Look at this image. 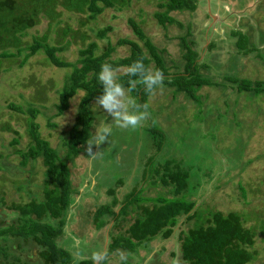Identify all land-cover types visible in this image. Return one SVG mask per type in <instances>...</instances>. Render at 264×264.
Instances as JSON below:
<instances>
[{
  "label": "rangeland",
  "instance_id": "obj_1",
  "mask_svg": "<svg viewBox=\"0 0 264 264\" xmlns=\"http://www.w3.org/2000/svg\"><path fill=\"white\" fill-rule=\"evenodd\" d=\"M194 2L195 8L191 11L170 12L173 21L164 25L153 18L157 10L154 0H118L92 19L86 13L70 12L55 3L54 10L59 14L54 20L49 22L40 14L35 25L18 34L20 40L28 44L32 36L46 33L47 42L54 44L51 46L55 55L67 61L74 60L78 49L87 44L94 45L95 53L109 44L113 47L109 59L115 60L128 53L126 45L116 44L118 39L137 40L127 22L131 18L139 23L144 35L159 50L169 72L182 69L184 48L180 37H183L188 47L198 53L197 61L201 60L204 65L199 72L210 77L216 85L201 86L196 92L197 101L173 87L157 89L147 98L150 118L135 130L117 127L112 117L93 101L89 135L76 154L66 157L63 143L74 121L80 93L70 99L61 114H55L54 103L69 69L48 63L42 50L27 57L22 65L17 63L24 52L11 61L2 59L0 125L7 122L20 136L16 144L10 145L12 132L0 127L3 157L0 156V227L16 223L20 213L16 205L30 200L44 201V166L40 156L21 162L20 152L25 151L30 142L24 124L26 113L8 107L13 103L24 109L27 101L39 105L34 118L39 134L69 169L73 193L58 240L70 253L69 264L91 259L93 251L106 252L112 237L128 235L129 225L140 214L139 207L154 205L151 199L155 196L194 201L191 213L197 210L199 218L207 210L248 213L246 224L256 227L253 214L264 217V94L236 92L226 78L264 80V0ZM66 24L84 32L86 37L62 40L58 29ZM102 29L106 30L105 34L97 35ZM55 32L58 33L55 35ZM240 36L246 40L241 50L235 44ZM59 38L60 42H55ZM152 65L150 60L148 67ZM147 121H152L164 134L163 145L156 154L144 131ZM105 124L112 128L108 142L98 149L93 146L96 154L88 155L87 142L92 141L95 131ZM169 158L189 168L186 187L178 193L150 178L152 168ZM133 189H141V200L130 204L126 213L116 219L103 214L99 218L102 224L96 226L97 207L110 205L114 199L121 202ZM112 208L117 211L119 206L114 204ZM186 215L180 212L176 216V224L168 237L158 234L134 251L118 247L106 252L105 263L187 264L181 258V237L194 224L195 218ZM43 218L54 224L58 219L48 213ZM261 237L256 229V257L247 264H264ZM3 244L7 246L8 259L16 256L29 264H42L40 247L30 239L5 237L0 239V245ZM120 253L124 254V260Z\"/></svg>",
  "mask_w": 264,
  "mask_h": 264
},
{
  "label": "trees",
  "instance_id": "obj_2",
  "mask_svg": "<svg viewBox=\"0 0 264 264\" xmlns=\"http://www.w3.org/2000/svg\"><path fill=\"white\" fill-rule=\"evenodd\" d=\"M117 1L23 0L18 3L16 0H0V62L2 59L13 60L24 52L17 63L22 65L27 57L42 50L48 63L69 69L65 72L64 80L57 91V100L54 103L55 114H61L65 111L70 99L80 93L75 106L74 121L68 128L67 137L63 143L66 147V157L76 154L77 148L86 141L89 135L91 104L102 93V86L97 79V74L103 62H108L113 67L120 69L118 79L124 84L126 90L131 88L128 81L133 79L125 74L126 69L140 57L144 58L143 62L147 67L151 60L152 69H159L163 72L165 77L163 86L173 87L194 101L198 100L196 92L201 86L215 84L210 77L199 72V68L204 65L201 60L197 61L198 53L188 47L183 37H180V44L184 48L182 69L169 72L163 65L159 50L144 35L139 23L131 18H128L127 22L141 43L132 39H118L116 44L126 45L128 53L115 60L109 59L113 49L109 44L100 53H95L92 50L93 44H87L78 49L74 60L67 61L55 55L54 48L51 46L54 44L47 42L46 33L32 36V40L28 44H24L18 35L23 30L35 25L40 14L45 16L49 22L54 20L59 14L58 11L54 10L55 3L70 12L86 13V16L92 19L100 14L104 7H113ZM154 1L157 10L153 12V18L161 25L173 21L170 12L191 11L195 8L194 0ZM83 23L80 21V24ZM58 32L61 39L66 41L74 40L76 36L81 40L86 37L84 32L79 29H72L67 24L60 27ZM58 32H55V35ZM105 32L106 30L102 29L97 32V35L103 36ZM245 41L244 37L237 38L235 44L239 50L245 47ZM55 42H60V38L55 39ZM226 79L236 92L249 91L254 95L264 94V80L252 82L246 78L228 77ZM128 95L140 104L147 102L149 96L141 84H137ZM8 107L26 113L24 124L30 142L26 150L20 152L21 162H25L29 157L40 156L44 166L42 182L44 201L30 200L28 203L16 205L20 211L16 223L1 226L0 239L5 237L30 239L40 247L39 255L43 264H69L70 254L68 250L60 246L56 240L62 234L65 214L73 193L69 169L63 159L58 156L56 150L50 147L48 142L39 134L38 124L34 120L35 115L39 112V105L27 101L24 109L13 103H9ZM0 127L12 132L9 144H16L20 133L7 122L2 123ZM144 131L149 136L154 154L160 152L164 139L162 131L156 128L152 121L146 122ZM17 150H13V152ZM151 156L149 158H152ZM1 158L3 157L1 156ZM155 166L152 168L151 179L157 180L162 186L170 187L173 193H178L186 187L189 168L182 167L178 160L169 158L162 164ZM148 173L150 175V170ZM140 192L141 189H133L125 195L121 202L114 199L110 205H99L94 213V219H98L96 226L102 224L99 218L103 214H109L113 219L125 214L130 204L141 200L139 198ZM151 200L155 204L151 207L141 205L139 207L140 214L133 219L127 229L128 235L112 237L110 243L107 244L106 252H111L118 247L134 251L141 243L158 234L168 237L176 224V216L180 212H185L187 218L190 216L195 218L194 224L181 237V258L187 264H247L256 257L257 251L254 248L256 229L262 235L260 240L264 243V217L261 214H253L254 224H257L255 227V225L246 224L248 222L246 214L248 213L240 214L237 211L222 213L218 210H207L199 218L197 217V210L191 213L194 201H187L182 197L167 198L164 196H155ZM114 204L119 206L117 211L112 208ZM45 213L57 217V223L54 224L45 220L43 218ZM6 247L4 244L0 245V264H29L16 256H11L8 259L9 254ZM78 264L94 263L92 259H83ZM104 264H106L105 261Z\"/></svg>",
  "mask_w": 264,
  "mask_h": 264
},
{
  "label": "clouds",
  "instance_id": "obj_3",
  "mask_svg": "<svg viewBox=\"0 0 264 264\" xmlns=\"http://www.w3.org/2000/svg\"><path fill=\"white\" fill-rule=\"evenodd\" d=\"M144 58L140 57L134 60L126 69L125 74L133 78L128 81L131 88L125 89L123 83L118 79L120 69L113 67L108 62H103L100 65V71L97 74V79L102 86V93L96 97L97 103L108 115L112 117L116 126L121 129H133L142 126L143 122L150 118V104L137 103L127 93L135 89L137 84L144 86V91L152 96L157 89L163 87L164 75L159 69H152L144 64ZM112 133V128L108 125L100 126L94 134V139L87 142L88 155L94 156L93 146L98 149L102 144L108 142V138ZM121 260L125 259L123 253H120ZM91 259L94 264H104L107 259L105 251H93Z\"/></svg>",
  "mask_w": 264,
  "mask_h": 264
},
{
  "label": "flooded vegetation",
  "instance_id": "obj_4",
  "mask_svg": "<svg viewBox=\"0 0 264 264\" xmlns=\"http://www.w3.org/2000/svg\"><path fill=\"white\" fill-rule=\"evenodd\" d=\"M62 232H63V230H62ZM62 235V234H61ZM61 235H59L58 237H57V243L60 245V246H62L61 244H60V242L58 241L59 239H61ZM62 247H64V246H62ZM69 252V251H68ZM70 254V253H69ZM41 258V257H40ZM41 261H42V258H41ZM42 264H43V261H42Z\"/></svg>",
  "mask_w": 264,
  "mask_h": 264
}]
</instances>
